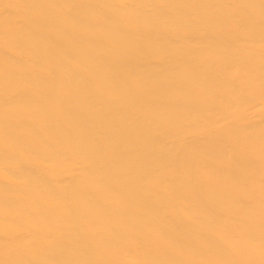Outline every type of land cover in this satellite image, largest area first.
<instances>
[{"label": "bare ground", "instance_id": "bare-ground-1", "mask_svg": "<svg viewBox=\"0 0 264 264\" xmlns=\"http://www.w3.org/2000/svg\"><path fill=\"white\" fill-rule=\"evenodd\" d=\"M0 264H264V0H0Z\"/></svg>", "mask_w": 264, "mask_h": 264}]
</instances>
